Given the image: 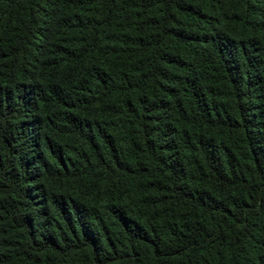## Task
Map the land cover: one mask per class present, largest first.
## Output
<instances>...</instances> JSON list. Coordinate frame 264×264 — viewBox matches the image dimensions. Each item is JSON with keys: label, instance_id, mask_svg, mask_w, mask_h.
Masks as SVG:
<instances>
[{"label": "trees", "instance_id": "obj_1", "mask_svg": "<svg viewBox=\"0 0 264 264\" xmlns=\"http://www.w3.org/2000/svg\"><path fill=\"white\" fill-rule=\"evenodd\" d=\"M0 264H264V0H0Z\"/></svg>", "mask_w": 264, "mask_h": 264}]
</instances>
